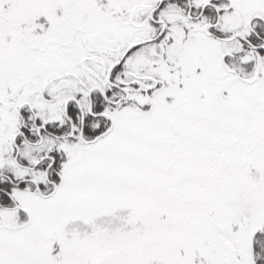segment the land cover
<instances>
[{"label":"snow or ice","instance_id":"1","mask_svg":"<svg viewBox=\"0 0 264 264\" xmlns=\"http://www.w3.org/2000/svg\"><path fill=\"white\" fill-rule=\"evenodd\" d=\"M0 264H264V0H0Z\"/></svg>","mask_w":264,"mask_h":264}]
</instances>
